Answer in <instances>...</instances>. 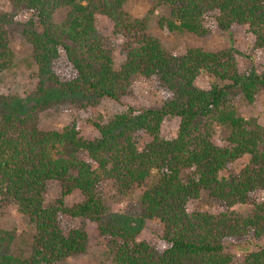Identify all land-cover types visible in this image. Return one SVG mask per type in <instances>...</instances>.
Masks as SVG:
<instances>
[{
    "label": "trees",
    "instance_id": "1",
    "mask_svg": "<svg viewBox=\"0 0 264 264\" xmlns=\"http://www.w3.org/2000/svg\"><path fill=\"white\" fill-rule=\"evenodd\" d=\"M8 1L12 10L0 9V74L14 65L10 34L22 13L27 19L21 36L31 48L39 92L52 85L61 94L80 95L87 100L78 110L87 114L102 99L118 102L129 94L133 79L141 78L160 93L162 105L128 108L107 123L86 118L98 132L93 140L81 136L76 121L60 131H41L36 106L26 114L0 110V202L25 217L33 232L26 253L9 251L14 235L1 232L0 264H63L83 255L86 232L67 227L79 219L111 238V264H264V244L237 263L224 246L229 239L264 238V200H256L264 193V126L245 118L231 94L237 89L245 108L256 105L264 93V65L243 74L228 51L189 48L181 56L169 54L145 33L143 21L124 19L123 0ZM154 1L166 8L156 20L164 35L204 37L212 21L230 36L247 27L254 48L264 49V0ZM57 11L63 14L59 23ZM97 16L110 19L114 33L129 38L117 68L114 43L97 29ZM201 73L219 84L198 88ZM167 118L179 121L169 139L161 136ZM139 134L148 141L141 144ZM244 158L235 172L234 164ZM50 182L61 192L49 204ZM104 183L119 199L139 191L135 230L128 222L103 221ZM73 192L82 201L68 206L65 198ZM203 192L225 210L189 213L188 205ZM236 205H249L250 213L232 211ZM150 220L162 225L157 247L137 238Z\"/></svg>",
    "mask_w": 264,
    "mask_h": 264
},
{
    "label": "rangeland",
    "instance_id": "2",
    "mask_svg": "<svg viewBox=\"0 0 264 264\" xmlns=\"http://www.w3.org/2000/svg\"><path fill=\"white\" fill-rule=\"evenodd\" d=\"M0 9L6 12L12 10L8 0H0ZM122 13L124 19L129 21L140 20L144 22L145 33L159 40L163 48L169 54L181 56L189 48H201L209 52L228 51L234 57L240 73L249 72L252 66L261 71L264 65V49H256L253 45V37L247 27L236 30L231 36L216 28L214 22L208 21L206 27L208 34L204 37H195L191 34L164 35L156 24L157 18L166 12L163 6H156L154 0H123ZM63 14L56 12L54 20L59 23ZM25 14L17 13L16 22L11 29L10 46L14 51V65L7 71L0 74V110L19 112L26 114L31 107L36 106L35 113L38 120V128L41 131H60L71 122L76 121L81 136L86 140H93L98 137V132L87 119H94L96 122L107 123L114 115L124 113L128 108L134 111L141 109H159L161 107V96L150 83L135 78L132 81L130 92L118 102L107 99L98 101L94 107L88 108V113L83 114L78 110L80 103L87 99L80 95H64L52 85L45 87V92H39L36 69L30 61V45L21 36V24L26 21ZM96 26L99 32L114 43L112 58L115 68L118 67L120 52L129 38H124L120 32L114 33L113 22L107 17H96ZM131 41V40H130ZM129 41V42H130ZM128 43V42H127ZM218 82L204 73H201L195 85L200 89H208L211 84ZM219 84V83H218ZM234 104L241 108L245 118L253 117L258 123L264 126V93L257 95V103L251 108H245L240 100L237 89H233ZM179 121L167 118L161 126V136L169 139L175 136ZM141 144L148 141L142 134L138 135ZM215 141L221 144L218 134ZM246 163V158L234 164L235 172H238ZM221 176H226L222 172ZM61 187L56 182L47 185L45 193L46 203H52L60 197ZM101 196L107 210L103 218L104 222L123 224L128 222L132 229L137 228L132 217H136L137 200L139 191L134 190L132 194L124 199H119L110 183L101 185ZM257 201L264 200V193L256 197ZM82 201L78 192H73L65 198V203L70 206ZM189 213L208 212L216 215L225 210L224 207L211 200L207 193H202L198 200L191 202L187 208ZM232 211L247 215L250 213L249 205H236ZM66 227V226H65ZM67 227L82 229L86 232L88 242L85 253L74 259H69L63 264H111V238L102 236L97 230L95 223L84 219L71 220ZM1 232L12 233L14 240L9 251L14 253H26L30 245L33 232L28 227L27 219L19 215L16 210L0 202V234ZM162 236V225L157 220L144 222L138 240L144 241L151 246L160 245ZM264 244V238L254 240L251 238L229 239L224 242L226 252L233 256L235 263L240 262L243 256L256 250Z\"/></svg>",
    "mask_w": 264,
    "mask_h": 264
}]
</instances>
